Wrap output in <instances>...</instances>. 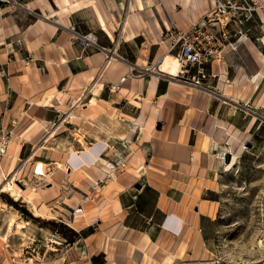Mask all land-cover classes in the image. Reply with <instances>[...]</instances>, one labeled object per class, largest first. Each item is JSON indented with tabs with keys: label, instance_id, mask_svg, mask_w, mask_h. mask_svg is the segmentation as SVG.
<instances>
[{
	"label": "crops",
	"instance_id": "1",
	"mask_svg": "<svg viewBox=\"0 0 264 264\" xmlns=\"http://www.w3.org/2000/svg\"><path fill=\"white\" fill-rule=\"evenodd\" d=\"M19 1L0 13V138L9 136L0 180L22 156L30 175V161H42L49 187L26 202L43 215L53 201L66 210L81 204L74 229L88 257L70 264H215L203 229L225 165L217 149L250 129L264 41L225 50L212 65L211 93L146 72L158 71L171 46L160 35L189 29L211 0ZM72 25L95 34L100 50L75 43ZM132 68L145 75L128 77ZM161 68L177 72L166 58ZM73 112L100 122L99 135L65 139L69 127L57 118ZM127 149L125 169L113 170ZM98 179L104 187L91 192Z\"/></svg>",
	"mask_w": 264,
	"mask_h": 264
},
{
	"label": "rangeland",
	"instance_id": "2",
	"mask_svg": "<svg viewBox=\"0 0 264 264\" xmlns=\"http://www.w3.org/2000/svg\"><path fill=\"white\" fill-rule=\"evenodd\" d=\"M244 30L248 38L240 42L249 40L256 47H263L264 24L259 18L247 23ZM260 88L253 99L252 110L246 112L251 121L250 129L236 135L233 145L217 149L225 165L217 174L216 187L208 194L214 202L213 212L204 221L203 229L209 256L215 264H264V82ZM49 113L56 114L53 109H49ZM76 115L73 112L65 117L62 113L64 118H57L59 123L69 127L67 133L62 134L64 138L83 141L89 135H99L103 129L100 122ZM6 137L8 141L9 136ZM5 150L6 145L2 153ZM127 150V154H120L123 159L129 154ZM234 157V164L227 171L226 165ZM28 160L30 158L22 156L15 172L10 174L7 168L0 180V185L10 180L18 190L24 191V196L15 200L11 194L2 192L0 186V264H70L80 261L82 256L88 257L83 255L82 243H77L78 232L74 229L80 218L74 219L73 210L81 204L66 210L53 201L44 209V215H35V208L26 202V197L29 199L30 195L49 187L45 178L41 181L34 171L31 175L26 171ZM36 162L30 161L34 168ZM104 181L93 182L90 191L103 188ZM12 220L15 223L10 225ZM18 222H24L25 227L18 226Z\"/></svg>",
	"mask_w": 264,
	"mask_h": 264
},
{
	"label": "built area",
	"instance_id": "3",
	"mask_svg": "<svg viewBox=\"0 0 264 264\" xmlns=\"http://www.w3.org/2000/svg\"><path fill=\"white\" fill-rule=\"evenodd\" d=\"M210 9L202 18L193 23L185 31L168 30L160 35L159 43H163L167 37H171V46L167 52L158 59L156 66L148 68L146 72H154L166 80H172L197 87L206 92L212 93V88L207 86V82L217 76L212 72V65L215 60L222 59L223 52L227 49L237 50L238 43L248 38L244 27L249 22H256L258 18L264 24V0H211ZM6 6H21L19 0H0V13ZM261 16V17H260ZM263 16V18H262ZM74 34V42L82 46L83 50H100L98 38L92 32L82 33L75 25L68 28ZM175 58L179 63L176 73L170 74L161 68L163 59L166 56ZM145 73L137 72L132 68L128 77L137 78ZM127 77V76H126ZM126 77L122 78L124 81ZM119 85H111V89H118ZM6 135L0 138V152H3L6 145ZM118 160L111 166L113 170L125 169L126 162L117 155ZM35 177H40L41 181L46 178L36 162L34 168ZM82 206L73 210L74 219L76 214L81 212Z\"/></svg>",
	"mask_w": 264,
	"mask_h": 264
},
{
	"label": "bare ground",
	"instance_id": "4",
	"mask_svg": "<svg viewBox=\"0 0 264 264\" xmlns=\"http://www.w3.org/2000/svg\"><path fill=\"white\" fill-rule=\"evenodd\" d=\"M262 18H263V16H262ZM165 58H166V59H169L170 61H172V62L174 63V65L176 66L177 70H178V68H179V63H178V61H177L175 58H173V57L167 55L166 57H164L163 61L165 60ZM220 60H221V59H220ZM220 60H215V61H220ZM100 88H101V85H98V86H97V89H96V92H97ZM73 94H77V93H73ZM83 97H84V96H83ZM79 99H82V97L79 98ZM41 104H42V105H45V106H48V105H49L46 101L41 102ZM234 160H235V157L233 158V160H232L231 163H229V164L226 165V170H227V171H229V169L232 168V166H233V164H234ZM39 166H40V168L42 169L43 173L45 174V166H46V164H45L44 162H42V161H41V162L39 161ZM0 186H2V187H1V191H2V192H7V193L11 194V196H13V197L15 198V200H19L21 197L24 196V191H20V190H18V189L15 187V184H14L13 181H10V180H9V182H6V183L2 181V183H1ZM26 199H27L29 202H31L30 199H28L27 197H26ZM33 207L35 208V209H34V210H35V215H40L41 213L39 212V210H38L35 206H33ZM13 222L15 223V220H12V223H11L10 225H13ZM25 223H28V222H25ZM17 224H18V226L25 227L24 222H18ZM53 242L57 243V241H53Z\"/></svg>",
	"mask_w": 264,
	"mask_h": 264
},
{
	"label": "trees",
	"instance_id": "5",
	"mask_svg": "<svg viewBox=\"0 0 264 264\" xmlns=\"http://www.w3.org/2000/svg\"><path fill=\"white\" fill-rule=\"evenodd\" d=\"M14 203V202H13ZM15 204V203H14ZM32 217V216H31Z\"/></svg>",
	"mask_w": 264,
	"mask_h": 264
}]
</instances>
